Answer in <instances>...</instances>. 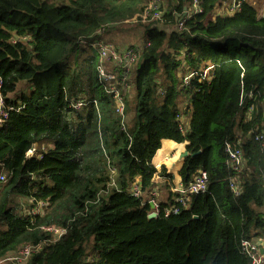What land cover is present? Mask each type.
<instances>
[{
	"label": "trees",
	"instance_id": "trees-1",
	"mask_svg": "<svg viewBox=\"0 0 264 264\" xmlns=\"http://www.w3.org/2000/svg\"><path fill=\"white\" fill-rule=\"evenodd\" d=\"M192 1L0 0V259L30 245L41 248L25 264H250L241 241L264 248V152L254 140L264 130V12L252 0L233 12L222 7L231 0H200L191 14ZM143 16L137 63L126 78L113 71L121 117L92 46ZM164 140L199 152L176 171L183 184L205 171L207 187L178 214L163 215L161 202L148 219L131 188L146 194L157 177L172 185L174 174L152 165ZM225 143L242 151L241 174ZM43 225L65 232L53 241Z\"/></svg>",
	"mask_w": 264,
	"mask_h": 264
},
{
	"label": "built area",
	"instance_id": "built-area-1",
	"mask_svg": "<svg viewBox=\"0 0 264 264\" xmlns=\"http://www.w3.org/2000/svg\"><path fill=\"white\" fill-rule=\"evenodd\" d=\"M161 0H150V7L157 8L158 3ZM199 1L193 0L192 6L189 9L191 14H197L200 12L199 9ZM243 0H231L230 2H223L225 5L229 7V10L233 12L238 8L241 4L240 2ZM186 11L184 12V14ZM146 17V16H143ZM146 19V18H144ZM183 23L179 25V29L182 28ZM93 48H95L98 53L100 60L104 61L103 64L98 65L97 67V76L99 80L105 82L104 91L106 93H112L113 100L116 105V112L124 117V101L122 99V94L120 92V88L118 87V82L116 79V74L113 72L114 70L120 71L123 73V76L126 78L130 72V67H134L137 63L138 55L141 53V49H126L121 52L114 49L113 45L105 40H97L94 42ZM196 73L190 72L184 78L183 86H188L190 83V79L193 78ZM206 75L204 73L205 78ZM120 85L125 86L124 83H120ZM161 93V92H160ZM96 107V102H93ZM84 106V103L78 101L73 104L74 109H79ZM252 108L250 107L248 111ZM6 117V112L4 107L2 106V101L0 99V124L3 118ZM187 122L183 126H179V130L182 136L186 135L188 131ZM254 140L261 144L263 152H264V130L260 131V133L255 134ZM224 151L227 158V164L230 166L232 171L237 174H241L242 169L245 165L244 155L242 151L238 148H234L230 143H225ZM32 152L28 151V155H31ZM261 179L264 182V169L260 170ZM3 175L0 176V181H3ZM208 175L204 172H198L191 181L183 184L180 182L176 187L170 190V195L167 194L161 199V195H159V190L152 187L150 192L143 194L140 191L139 186L133 185L131 188V195L136 198H143L142 200L153 206L152 212L156 213V216L160 213L159 204L161 202L167 203L168 206L163 208V215H176L179 213V206L186 205L187 200L191 195H198L205 191L207 187ZM231 191L235 194H238L239 183L237 179L232 178L231 180ZM38 209L36 211L32 210L33 213H41L40 208L44 207V203H38ZM40 230L51 237V240L55 241L59 239L64 234V229L57 227L55 225H43L40 226ZM40 246L34 247L30 245H26L19 249L17 252L8 254L5 258L0 259V264H25L28 257L34 254L36 251L40 250ZM240 249L242 255L244 254L250 260V264H264V252L261 253L260 246L252 241L244 239L240 243Z\"/></svg>",
	"mask_w": 264,
	"mask_h": 264
},
{
	"label": "rangeland",
	"instance_id": "rangeland-1",
	"mask_svg": "<svg viewBox=\"0 0 264 264\" xmlns=\"http://www.w3.org/2000/svg\"><path fill=\"white\" fill-rule=\"evenodd\" d=\"M254 3H258V9L260 13L264 12V0H252ZM225 4H223L222 7H224ZM222 7L218 10V13H224L222 12ZM145 17H142L140 20L137 19H131L129 21H124L122 23H118L114 25L113 27H110L105 32L104 39L107 40V42L111 43L116 50L122 51L126 49H141L143 47V44L145 43V33H144V27L149 22L144 19ZM171 30V28H169ZM133 70V67H130V71ZM187 72V71H186ZM132 75V73H131ZM181 88V87H180ZM128 89V95L131 98L130 102H133V89ZM129 99V98H128ZM166 142V141H164ZM174 143V142H172ZM186 142L183 143H174L173 148L175 150H178L179 152L184 151ZM51 145V142H46L42 149L45 150ZM180 156V155H179ZM158 161V157L154 159V163ZM177 179V175H176ZM161 197H164V192H166V188L161 189ZM161 198V199H162ZM43 207L40 208V212L42 213ZM36 211V210H34Z\"/></svg>",
	"mask_w": 264,
	"mask_h": 264
},
{
	"label": "crops",
	"instance_id": "crops-1",
	"mask_svg": "<svg viewBox=\"0 0 264 264\" xmlns=\"http://www.w3.org/2000/svg\"><path fill=\"white\" fill-rule=\"evenodd\" d=\"M184 104L185 103H188L187 102H183ZM191 106V104H190ZM185 118V121L188 123L189 122V116L187 115ZM166 141V142H164ZM162 141L161 143V147L160 149L156 152V154L154 155L153 159H152V165L156 168V169H160L162 167H164L168 173L169 172H172L174 175L172 176L173 177V180H172V185L169 187V189H167L165 187V182L167 181L166 178L164 177H157L155 180H154V188L158 189L159 190V195H161V189H164L166 188V192H164V196L167 195L169 193V191L176 187L180 182L181 180L179 179L178 175H177V168H178V165L180 163V156L184 151H181L179 152L178 150H175L173 148L174 146V143H172L173 141H169V140H164ZM158 157V161L156 163H154V159ZM176 175H177V179H176ZM162 198V197H161Z\"/></svg>",
	"mask_w": 264,
	"mask_h": 264
},
{
	"label": "water",
	"instance_id": "water-1",
	"mask_svg": "<svg viewBox=\"0 0 264 264\" xmlns=\"http://www.w3.org/2000/svg\"><path fill=\"white\" fill-rule=\"evenodd\" d=\"M186 10H187L186 7H184V11H186ZM184 15H185V14H184ZM33 150H34V145L31 146V148H30L29 151H30V152H33ZM198 154H199V152H196V153H193V154H188V152H187L186 150H184V152L180 155V159H181V158L183 159V158L186 157V156L195 157V156H197ZM149 206H150V209L152 210V209H153V206H152V205H149ZM153 218H156V213L151 211V213L148 215V219H153ZM193 219L196 220L197 217L194 216ZM262 252H264V248L261 249V253H262Z\"/></svg>",
	"mask_w": 264,
	"mask_h": 264
},
{
	"label": "clouds",
	"instance_id": "clouds-1",
	"mask_svg": "<svg viewBox=\"0 0 264 264\" xmlns=\"http://www.w3.org/2000/svg\"><path fill=\"white\" fill-rule=\"evenodd\" d=\"M262 249V248H261Z\"/></svg>",
	"mask_w": 264,
	"mask_h": 264
}]
</instances>
